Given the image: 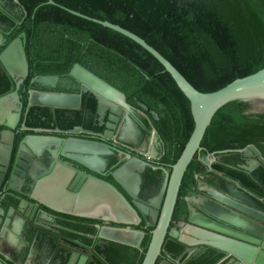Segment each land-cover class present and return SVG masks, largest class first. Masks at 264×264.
<instances>
[{
  "label": "trees",
  "instance_id": "trees-1",
  "mask_svg": "<svg viewBox=\"0 0 264 264\" xmlns=\"http://www.w3.org/2000/svg\"><path fill=\"white\" fill-rule=\"evenodd\" d=\"M48 1L0 0V24L10 31L7 44L26 35L30 72L25 83L30 87L34 74L70 78L73 66L81 65L121 91L129 106L151 119L165 147L163 161L170 166L180 158L194 130L189 100L163 66L138 44L63 7L136 34L202 93L216 92L264 69V0H53L56 5ZM11 86L8 76L0 73V97ZM20 94L25 108L28 94L21 90ZM95 106L91 99L92 113ZM34 108L40 112L33 125H45L42 116L47 108ZM251 110L244 101L219 109L201 143L203 154L221 157L226 164L242 156L238 150L254 145L264 157V114ZM212 168L211 174L224 172L225 179L258 189L245 171L219 164ZM196 174L205 177L208 171L195 156L182 180L172 226L186 213L185 197L196 188ZM254 176L260 177L264 187V168ZM150 239L147 230L139 249L127 247L128 263L142 264ZM208 254L215 255L205 264H214L223 256L214 249ZM162 255L180 264L199 260L188 259L185 247L169 236Z\"/></svg>",
  "mask_w": 264,
  "mask_h": 264
},
{
  "label": "water",
  "instance_id": "water-1",
  "mask_svg": "<svg viewBox=\"0 0 264 264\" xmlns=\"http://www.w3.org/2000/svg\"><path fill=\"white\" fill-rule=\"evenodd\" d=\"M48 4L56 5L53 0H49ZM63 9L123 35L151 54L170 74L180 91L189 100L194 130L180 158L172 166L171 173L165 172L163 188L158 197L151 200L148 206L139 203L138 196L142 180L136 174L139 162L136 159L127 162L121 172L114 174L116 182L132 199L131 204L111 184L96 178L81 176L67 165L68 162H75L85 166L80 157L83 155L98 159L103 155L100 149L104 148L98 143L93 144L73 138L60 140L59 143H50L53 139L38 137L32 143L21 145L10 170L11 156L9 152L4 156L2 147L6 143H0V189L7 191L9 197L16 202L15 206L4 211L1 204L7 198L0 192V236L7 228H12L14 232L19 233L21 224L28 218L23 207L41 206L58 214L84 219H101L128 227L138 225L141 219H149L151 221L149 225L153 230L150 232L151 239L142 264L157 263L168 236L185 246L187 255H191L199 247H206L222 252L226 256L223 262L264 264V245L258 239V237H264L259 232L261 228L264 229V213L247 205L246 201L240 197L241 194H245L241 190L226 196L209 188L204 189L203 191L208 192L220 206L210 207L205 201L194 203L195 206H190L188 209L187 224L182 222L180 231L170 230L182 180L195 155L201 150V143L216 112L233 101H244L250 103L252 113L264 114V69L236 79L216 92L202 93L196 90L164 56L136 34L110 22L94 19L64 7ZM5 42L6 40L0 34V47ZM25 44L26 35L22 33L0 53V65L12 79H19L15 89L11 88L12 95L0 97V125L7 128H12L6 121H10L9 116L14 108V102L21 106L18 90L29 73ZM69 76L80 85L81 95L32 91L28 98V109L33 106H42L53 110H76L81 108V96L90 94L96 101L97 115L102 117L106 112L110 113L107 124L109 131L115 129V123L124 111H133L121 91L81 65L75 64ZM44 80L50 82L58 79L53 77ZM129 124V128H126L124 132L127 140L135 136L133 132L139 134L135 124L130 120ZM109 131L104 138H111L112 132ZM43 152L49 153L51 159L57 160L58 163L56 165L49 163L48 172L37 176L34 167L29 164L37 162ZM237 152L247 159L246 165L241 166L246 173H253L259 167L264 168V157L254 145H249ZM202 162L210 165L207 158ZM87 168L98 173L89 166ZM141 169L139 168L140 171ZM123 176L126 182L122 180ZM26 180L32 184L30 194H25L14 186ZM15 214H19V218L23 217L18 221L20 224H17ZM124 235L125 241L122 244L137 249L140 248L145 236L144 233L130 229L126 230ZM121 236L114 230H103L100 233L102 239L117 242H121ZM23 241L26 240L23 239ZM4 258L5 260L0 259V264H7L8 257Z\"/></svg>",
  "mask_w": 264,
  "mask_h": 264
},
{
  "label": "flooded vegetation",
  "instance_id": "flooded-vegetation-1",
  "mask_svg": "<svg viewBox=\"0 0 264 264\" xmlns=\"http://www.w3.org/2000/svg\"><path fill=\"white\" fill-rule=\"evenodd\" d=\"M0 34L3 36L4 40H6L0 47L1 53L13 40L7 44L10 31L7 30L6 25L0 24ZM0 73L8 76L12 83L11 88L14 87L15 89L19 79H12L1 65ZM28 76L23 79V83L18 90L21 106L14 102V108H12L9 116L10 121H6L12 128L0 125V143H6V145L2 147V151L4 156L8 152L11 156L9 170L17 158L21 145H25L29 142L32 143L38 137L53 139L50 143H59L60 140H68L71 138L81 139L85 142H92L93 144L98 143L104 146V148L100 149L103 155L98 159L92 158L93 156L90 155L80 156L83 163L97 170L98 173L87 168L86 165L85 167L79 163L68 162L67 165H69L71 169L77 171L81 176L96 178L111 184L132 204V199L116 182L114 174L121 172L127 162L136 159L139 161L137 164L138 172L136 174L139 175L142 180L138 196L139 203L148 206L151 200L158 197L163 188L165 172L170 174L172 166L163 161L165 147L158 133L153 129L151 119L146 117L141 111L132 108V112L124 111L118 117V121L115 123V129L109 131L107 124L109 123L110 113L106 112L102 117L97 115V104L95 106V111L92 113L88 106L91 99L94 101L95 99L90 94H83L81 96L82 104L80 109L53 110L46 107V115L42 116L45 125H33L34 117L40 111L35 109L34 106L28 109V98L32 91L73 95H81V93L80 85L70 76V78H60L57 75L38 76L34 74L30 80V87L25 83ZM53 77H57L58 80L50 82L44 80L45 78ZM11 88L2 96L12 95L13 91H11ZM20 90L22 93L27 92L28 94L25 108L24 98L21 96ZM129 120L139 129V134L133 132L135 136L127 140L124 132L126 128H129ZM108 131L112 132L111 138H104ZM21 153H23V151H21ZM195 156L198 161L207 168L208 174L205 175V177L198 174L195 175L197 180L196 188L189 196L185 197L186 213L173 226L172 219L170 230L180 231L182 229L181 223L184 222L187 224L188 209L190 206H195L194 203L198 204L205 201L210 207L220 206L208 192L203 191L207 188L226 196L233 195L235 191L241 190L245 194H241L240 197L246 201L247 205L264 213V187L260 183V177L254 176V172L262 167L257 168L253 173H247L250 177V181L258 186V189L250 190L238 180L225 179L224 172L211 174V172H213L212 166L215 164H219L222 167L225 165L226 168H237L241 171V166L246 165L247 159H244L242 156H234L224 164L221 157L215 156L214 154H203L202 148ZM205 158L210 161V165H205L202 162ZM19 161L21 160L19 159ZM49 163H54L56 165L58 161L52 160L49 153L43 152L37 162L29 165L34 167V172L38 176L48 172ZM121 178L126 182L124 176ZM205 179H207L208 182ZM14 186L25 194H30L32 190V184L27 180L21 184H15ZM0 192L7 198L6 201L1 204V207L4 211H8L11 206L16 205V202L9 197L7 191L0 189ZM22 209L25 210V214L28 218L21 224L23 227L20 226L18 235L21 237L20 239H24L29 243L28 246L25 244L28 247L27 264H131L128 263L127 247L129 246L122 244V242L125 241L124 232L130 229L145 234L147 230H150V232L153 230L149 225V223H151L149 219H141L138 225L128 227L106 222L101 219H84L58 214L41 206L38 208L28 206ZM15 217L17 224L19 223V219L23 218H19V214H15ZM103 230H114L116 233L122 235L120 237L121 242L102 239L100 233ZM259 232L264 236V229L261 228ZM258 239H260L264 245V237H258ZM209 249L210 248L199 247L191 255H185L188 259L193 257L196 258V260L199 259L195 261V264H205L206 261H209L212 256L215 255H206ZM218 253L223 256L214 264H234L233 262H223L226 256L222 252L217 251V255H219ZM199 257H202L203 260ZM160 259L161 261L158 264H180L175 260L170 262L169 258L163 255H161Z\"/></svg>",
  "mask_w": 264,
  "mask_h": 264
},
{
  "label": "crops",
  "instance_id": "crops-1",
  "mask_svg": "<svg viewBox=\"0 0 264 264\" xmlns=\"http://www.w3.org/2000/svg\"><path fill=\"white\" fill-rule=\"evenodd\" d=\"M20 238L12 228H7L4 234H1L0 259L5 260L4 257L7 256V264H27V246L29 243Z\"/></svg>",
  "mask_w": 264,
  "mask_h": 264
}]
</instances>
